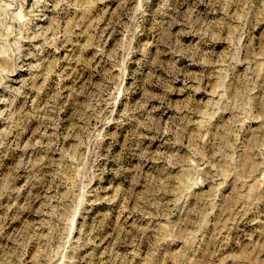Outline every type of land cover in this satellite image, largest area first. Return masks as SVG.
Instances as JSON below:
<instances>
[{
    "label": "rangeland",
    "instance_id": "rangeland-1",
    "mask_svg": "<svg viewBox=\"0 0 264 264\" xmlns=\"http://www.w3.org/2000/svg\"><path fill=\"white\" fill-rule=\"evenodd\" d=\"M0 264H264V0H0Z\"/></svg>",
    "mask_w": 264,
    "mask_h": 264
}]
</instances>
